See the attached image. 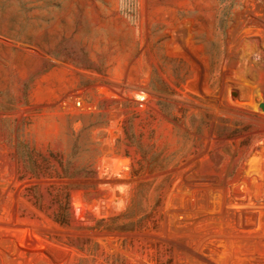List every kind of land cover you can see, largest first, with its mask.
Wrapping results in <instances>:
<instances>
[{
  "label": "rangeland",
  "instance_id": "1",
  "mask_svg": "<svg viewBox=\"0 0 264 264\" xmlns=\"http://www.w3.org/2000/svg\"><path fill=\"white\" fill-rule=\"evenodd\" d=\"M0 264H264V0H0Z\"/></svg>",
  "mask_w": 264,
  "mask_h": 264
},
{
  "label": "built area",
  "instance_id": "2",
  "mask_svg": "<svg viewBox=\"0 0 264 264\" xmlns=\"http://www.w3.org/2000/svg\"><path fill=\"white\" fill-rule=\"evenodd\" d=\"M137 98L140 100L141 103H143V101L146 99V95L143 92L137 93L136 94ZM65 104H67V102H64ZM72 105L76 108V109H80L82 111H92L94 110V108L96 107V105L94 103H87L84 102V100L79 97V96H74L73 100H72ZM123 167L128 168V163H126L125 161L123 162Z\"/></svg>",
  "mask_w": 264,
  "mask_h": 264
},
{
  "label": "trees",
  "instance_id": "3",
  "mask_svg": "<svg viewBox=\"0 0 264 264\" xmlns=\"http://www.w3.org/2000/svg\"><path fill=\"white\" fill-rule=\"evenodd\" d=\"M59 221V220H58ZM60 221H63V222H65V220H60Z\"/></svg>",
  "mask_w": 264,
  "mask_h": 264
}]
</instances>
